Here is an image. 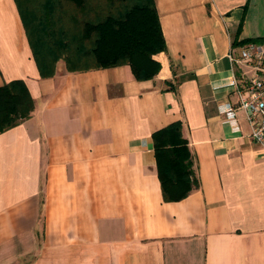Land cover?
<instances>
[{
  "label": "crops",
  "instance_id": "crops-1",
  "mask_svg": "<svg viewBox=\"0 0 264 264\" xmlns=\"http://www.w3.org/2000/svg\"><path fill=\"white\" fill-rule=\"evenodd\" d=\"M154 2L166 49L137 79L62 59L41 75L0 0V84L21 78L34 100L0 132V264H264V154L240 109L237 130L217 109L235 100L233 41L264 35V0ZM176 119L198 186L165 201L152 132Z\"/></svg>",
  "mask_w": 264,
  "mask_h": 264
},
{
  "label": "trees",
  "instance_id": "trees-1",
  "mask_svg": "<svg viewBox=\"0 0 264 264\" xmlns=\"http://www.w3.org/2000/svg\"><path fill=\"white\" fill-rule=\"evenodd\" d=\"M15 1L41 75L53 72L50 54L63 57L68 69L127 63L137 79L151 78L161 67L153 55L165 50L166 43L154 0H67L90 15L72 16V30L53 28L59 18L56 9L66 0H43L33 5L30 4L34 0H26L27 10L22 9L19 0ZM246 4L247 0L243 8ZM247 41L264 42V35L233 42ZM33 105V97L23 79L1 83L0 132L28 117ZM181 127L182 121L176 119L152 132L157 176L165 201L179 200L198 186L192 154Z\"/></svg>",
  "mask_w": 264,
  "mask_h": 264
},
{
  "label": "built area",
  "instance_id": "built-area-1",
  "mask_svg": "<svg viewBox=\"0 0 264 264\" xmlns=\"http://www.w3.org/2000/svg\"><path fill=\"white\" fill-rule=\"evenodd\" d=\"M229 59L238 70L230 75L228 85L235 94L233 102L217 105L223 120L237 130L235 111L240 109L248 126V136L264 154V48L263 44L247 41L231 47Z\"/></svg>",
  "mask_w": 264,
  "mask_h": 264
},
{
  "label": "rangeland",
  "instance_id": "rangeland-1",
  "mask_svg": "<svg viewBox=\"0 0 264 264\" xmlns=\"http://www.w3.org/2000/svg\"><path fill=\"white\" fill-rule=\"evenodd\" d=\"M19 1H20L21 6H22V9L27 10L29 5L27 4L26 0H19ZM39 1H43V0H34L33 2H31L30 5H33ZM75 9H76L75 6L67 0L63 3V5H60L56 9V14L59 16V18H58V20H56L57 16H54L56 18L55 19L56 21L53 24V28L58 29V27H59V28H66V29L72 30L74 28V24H73V21L71 19L72 16L82 17V16L89 15V14H85L83 12L78 13L77 11H75ZM54 11H55V9H54ZM76 27H78V26H76ZM49 59L52 60L54 63H56V61H58L60 59L64 60L63 57H54L53 54L49 55ZM92 62L93 61H91L90 63H92Z\"/></svg>",
  "mask_w": 264,
  "mask_h": 264
}]
</instances>
